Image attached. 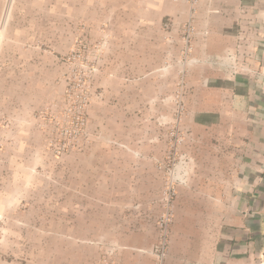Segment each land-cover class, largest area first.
<instances>
[{"label": "rangeland", "instance_id": "1", "mask_svg": "<svg viewBox=\"0 0 264 264\" xmlns=\"http://www.w3.org/2000/svg\"><path fill=\"white\" fill-rule=\"evenodd\" d=\"M33 3L0 0V264H112L128 239L158 245L165 207L170 248L178 187L202 177L186 91L100 75L102 47L53 44Z\"/></svg>", "mask_w": 264, "mask_h": 264}, {"label": "crops", "instance_id": "2", "mask_svg": "<svg viewBox=\"0 0 264 264\" xmlns=\"http://www.w3.org/2000/svg\"><path fill=\"white\" fill-rule=\"evenodd\" d=\"M35 1L25 8L45 22L34 29L46 26L53 44H99V74L128 77V91L174 92L185 76L182 127L193 147L186 152L202 177L178 187L166 264H263L264 0H200L186 58L190 8L182 0ZM248 34L261 81L210 63L236 54ZM153 244L128 239L112 264H154Z\"/></svg>", "mask_w": 264, "mask_h": 264}, {"label": "built area", "instance_id": "3", "mask_svg": "<svg viewBox=\"0 0 264 264\" xmlns=\"http://www.w3.org/2000/svg\"><path fill=\"white\" fill-rule=\"evenodd\" d=\"M185 3L188 4L190 8V18L183 26V41H184V55L185 58L188 57L192 52V43L194 41V37L196 35V27H195V18L198 12V7L200 0H182ZM170 25L167 24L166 28H168ZM251 35H256V30H251ZM250 34L247 35V37H241L238 46L236 54L230 55L226 59H216L214 61H210V63L222 70L225 71L227 76L229 77H235L237 75H247L249 79L251 80H257L261 81L260 75L261 71L257 68H254V61L255 55H254V48L256 47V40L250 36ZM264 82V78L262 80V84ZM256 84V83H255ZM180 91L182 93L185 92V76L181 78V84H180ZM183 94L181 95L180 99V113L183 112ZM176 142L178 143L182 139L176 135L175 137ZM171 213L165 212V214L162 217V234L160 236V241L158 245H156L152 249V254L155 257V263L154 264H166L167 257H168V245H169V234H168V228L170 225L171 220Z\"/></svg>", "mask_w": 264, "mask_h": 264}, {"label": "flooded vegetation", "instance_id": "4", "mask_svg": "<svg viewBox=\"0 0 264 264\" xmlns=\"http://www.w3.org/2000/svg\"><path fill=\"white\" fill-rule=\"evenodd\" d=\"M262 214L264 215V202H263V206H262Z\"/></svg>", "mask_w": 264, "mask_h": 264}, {"label": "bare ground", "instance_id": "5", "mask_svg": "<svg viewBox=\"0 0 264 264\" xmlns=\"http://www.w3.org/2000/svg\"><path fill=\"white\" fill-rule=\"evenodd\" d=\"M10 5V4H9ZM9 7H11V6H9ZM5 21V20H4Z\"/></svg>", "mask_w": 264, "mask_h": 264}]
</instances>
